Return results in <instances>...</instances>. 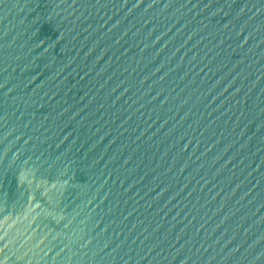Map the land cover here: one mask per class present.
Wrapping results in <instances>:
<instances>
[{"label":"water","instance_id":"water-1","mask_svg":"<svg viewBox=\"0 0 264 264\" xmlns=\"http://www.w3.org/2000/svg\"><path fill=\"white\" fill-rule=\"evenodd\" d=\"M0 264H264V0H0Z\"/></svg>","mask_w":264,"mask_h":264}]
</instances>
